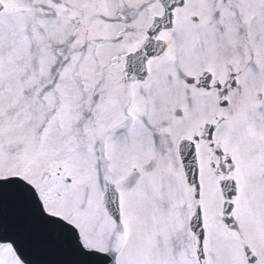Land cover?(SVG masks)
I'll return each instance as SVG.
<instances>
[{
  "label": "snow or ice",
  "instance_id": "6c2138e0",
  "mask_svg": "<svg viewBox=\"0 0 264 264\" xmlns=\"http://www.w3.org/2000/svg\"><path fill=\"white\" fill-rule=\"evenodd\" d=\"M0 264H264V0H0Z\"/></svg>",
  "mask_w": 264,
  "mask_h": 264
}]
</instances>
